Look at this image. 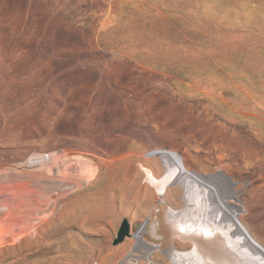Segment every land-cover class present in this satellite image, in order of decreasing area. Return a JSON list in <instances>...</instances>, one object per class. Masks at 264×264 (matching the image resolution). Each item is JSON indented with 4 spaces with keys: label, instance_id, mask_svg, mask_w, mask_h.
I'll use <instances>...</instances> for the list:
<instances>
[{
    "label": "rangeland",
    "instance_id": "rangeland-1",
    "mask_svg": "<svg viewBox=\"0 0 264 264\" xmlns=\"http://www.w3.org/2000/svg\"><path fill=\"white\" fill-rule=\"evenodd\" d=\"M158 150L224 206L230 177L264 248V0H0V264H169V248L244 264L194 235L206 218L180 184L158 195L147 172L171 165ZM73 155L96 173L59 192L47 168ZM123 218L157 222L149 260L132 236L113 245Z\"/></svg>",
    "mask_w": 264,
    "mask_h": 264
},
{
    "label": "bare ground",
    "instance_id": "bare-ground-1",
    "mask_svg": "<svg viewBox=\"0 0 264 264\" xmlns=\"http://www.w3.org/2000/svg\"><path fill=\"white\" fill-rule=\"evenodd\" d=\"M155 153H162L171 165L166 169L164 176L158 180L153 177L152 172L150 171L147 172V179L155 187L158 195H162L167 189V186L175 183L180 184L184 188V199L189 202H194L195 206L193 208L196 210V213L203 212V216L206 218L205 220L201 219L197 221L196 225L192 227L197 232L194 233V235H205L207 237H214L218 235L223 238L226 245H229L227 246L230 247V251L233 252L236 258L241 257L244 264H255L250 261L249 258H252L251 256L253 255H256V257H258V254L264 255V248L254 241L238 222L237 214L240 210V205L238 200H236V194L233 191V183L230 177L224 175L222 172L218 173L219 178H221V180L226 184L225 186L220 184V187H225L226 198L231 201V203L224 206L222 205V201L219 199L220 197H218V194L215 192V188L209 184L212 182L209 178L195 172L191 173L182 168V166H180L181 164L178 162L177 156H175V153L164 150ZM66 157H61L52 168H47L48 174L52 178H57V180H59V192L66 188L64 184L67 180L66 177L71 176L70 179H74L75 184L72 189H77L82 184L89 181L96 173V168L91 163L89 158H86L83 155H73L70 158L68 157L69 160H74L72 163L67 161L68 158ZM33 162L36 165L39 164L38 161L33 160ZM74 163L77 164V166H75ZM172 213L173 212L171 210H168L167 216H170ZM174 216L175 218L177 217L176 215ZM147 225L148 220H145L134 235L135 244L145 250L144 255L141 256L145 260H149L148 255L151 251H154L157 248L156 244L148 243L144 240V238H142ZM180 226L182 230L187 231L186 224L184 222L181 221ZM155 234L157 235L158 233L155 232ZM193 244L197 245L199 248L197 243L194 242ZM166 254L168 255L169 264H199L197 259L192 254L184 253L174 248L166 250ZM206 258L210 264H213L210 258L207 256ZM259 264L264 263L261 262Z\"/></svg>",
    "mask_w": 264,
    "mask_h": 264
},
{
    "label": "water",
    "instance_id": "water-1",
    "mask_svg": "<svg viewBox=\"0 0 264 264\" xmlns=\"http://www.w3.org/2000/svg\"><path fill=\"white\" fill-rule=\"evenodd\" d=\"M158 151H162V150H158ZM158 151H155V152H158ZM147 229L150 232L152 237L154 238L160 237L159 234L157 235L155 234V232H157V222L156 221L151 222L150 225L147 227ZM128 236H130V223L127 218H123L118 226L116 236L113 238V241H112L113 245H117L121 243Z\"/></svg>",
    "mask_w": 264,
    "mask_h": 264
},
{
    "label": "built area",
    "instance_id": "built-area-1",
    "mask_svg": "<svg viewBox=\"0 0 264 264\" xmlns=\"http://www.w3.org/2000/svg\"><path fill=\"white\" fill-rule=\"evenodd\" d=\"M147 220V219H146ZM138 230V229H137ZM137 230L135 232L130 231V236H132L134 238V235L136 234ZM131 257H129V263L130 264H137L135 263V260L133 259V257L135 256L134 254H130Z\"/></svg>",
    "mask_w": 264,
    "mask_h": 264
}]
</instances>
